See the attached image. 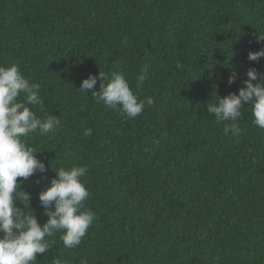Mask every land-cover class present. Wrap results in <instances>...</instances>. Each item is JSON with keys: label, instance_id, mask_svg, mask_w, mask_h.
Instances as JSON below:
<instances>
[{"label": "trees", "instance_id": "1", "mask_svg": "<svg viewBox=\"0 0 264 264\" xmlns=\"http://www.w3.org/2000/svg\"><path fill=\"white\" fill-rule=\"evenodd\" d=\"M259 32L264 0H0V66L39 84L43 104L29 107L60 121L27 141L48 168L22 183L30 208L43 225L53 169L85 166L96 216L77 248L47 237L35 264H264V129L251 104L235 122L207 111L249 67L264 76V58L247 59ZM99 71L154 103L135 118L97 103L78 88Z\"/></svg>", "mask_w": 264, "mask_h": 264}, {"label": "clouds", "instance_id": "2", "mask_svg": "<svg viewBox=\"0 0 264 264\" xmlns=\"http://www.w3.org/2000/svg\"><path fill=\"white\" fill-rule=\"evenodd\" d=\"M257 41H264V33L259 32ZM261 58H264V47L247 54L249 61ZM148 74L149 65H145L136 77L137 88L143 86ZM246 76L238 93L218 96V102L207 104V111L214 114L217 122H235L242 115V107L251 104L253 123L264 129V76H258L255 67H249ZM236 78L237 74L232 72L228 83ZM98 81L99 91L95 87ZM40 87L25 78L18 65L0 66V264H35L37 254L43 255L55 245L47 237L56 233L60 234L66 249L77 248L96 218L85 207L90 196L82 182L88 171L85 166L52 168L56 177L39 193L40 205L48 217L43 225L30 208L31 193L22 183L37 172H47L48 168L36 155L40 151L27 141L37 131L42 136L53 132L60 123L55 115L38 118L29 107L43 104ZM78 90L82 94L91 91L97 103L117 109L129 118L137 117L146 104L154 103L151 96L138 98L123 73H114L111 78L100 71L98 75L89 74ZM21 94L26 99H20ZM238 131L235 123H224L225 135ZM82 135L91 136L92 129H84ZM55 264L61 261L57 259Z\"/></svg>", "mask_w": 264, "mask_h": 264}]
</instances>
